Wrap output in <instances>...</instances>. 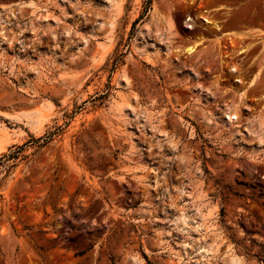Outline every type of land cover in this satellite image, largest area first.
<instances>
[{"label":"rangeland","instance_id":"374dc122","mask_svg":"<svg viewBox=\"0 0 264 264\" xmlns=\"http://www.w3.org/2000/svg\"><path fill=\"white\" fill-rule=\"evenodd\" d=\"M144 1L0 0V155L68 124L0 166V264H264V0Z\"/></svg>","mask_w":264,"mask_h":264},{"label":"trees","instance_id":"16d2710c","mask_svg":"<svg viewBox=\"0 0 264 264\" xmlns=\"http://www.w3.org/2000/svg\"><path fill=\"white\" fill-rule=\"evenodd\" d=\"M150 0H145L144 1V8L143 11L141 13V15L133 22L131 30L134 29L135 25L143 18L146 16L147 12L149 11V7H150ZM122 55L120 54L118 57H116L111 65V71L115 68V66L119 63L120 61V57ZM105 98V95H99L98 97L95 98V100H102ZM81 109L80 107H77L74 109V111L70 114V115H66L65 118L70 120L72 119L73 115L76 114L79 110ZM68 124L65 123L64 127H66ZM64 127L62 126H58L56 127L52 132L46 134L43 137H40L38 139H33L32 141H28L26 143H24L23 145L20 146H12L11 148L8 149V153H4L0 155V166H4L6 163L10 162V165H7L6 168V173L13 167H15V162L20 159L21 157L23 158V156H21L22 152L24 151V149L29 146V145H33V144H38L37 148H41L44 145H46L47 143H49L50 141H52V138L55 135H58L59 133H61L64 129Z\"/></svg>","mask_w":264,"mask_h":264},{"label":"bare ground","instance_id":"6f19581e","mask_svg":"<svg viewBox=\"0 0 264 264\" xmlns=\"http://www.w3.org/2000/svg\"><path fill=\"white\" fill-rule=\"evenodd\" d=\"M234 118V117H233Z\"/></svg>","mask_w":264,"mask_h":264}]
</instances>
